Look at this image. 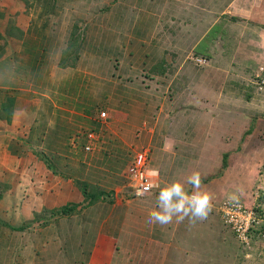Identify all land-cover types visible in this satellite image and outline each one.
Listing matches in <instances>:
<instances>
[{
    "label": "rangeland",
    "instance_id": "374dc122",
    "mask_svg": "<svg viewBox=\"0 0 264 264\" xmlns=\"http://www.w3.org/2000/svg\"><path fill=\"white\" fill-rule=\"evenodd\" d=\"M30 1L25 3L27 12L34 6H41L46 15L55 11L58 26L72 17L75 35L78 42L82 41L75 67L67 69L62 84L55 81L53 86L67 92L59 103L68 109L62 111L64 114H70L69 110L85 113V108L89 113L72 117L70 123H59L65 131L57 132L61 142L50 149V162L58 170L56 177L87 182V193L98 198L94 203L86 202L89 198H83L72 182L74 188L68 198L74 202L80 196L78 202H83L77 212L66 216L56 212L65 204L40 208L39 218L33 219L24 234L19 233L23 236L15 250L0 247V264H90L100 235H116L118 231L123 235L118 237L112 264H163L164 251L159 244L139 240L136 233L142 235L140 230L122 228L124 219L141 217L149 221V211L156 207L154 202L147 203L150 196L146 195L153 190L134 196L126 178L132 157L144 150L148 151V175L160 169L170 173L172 183L183 182L175 178L186 179L198 171L202 176L200 190L212 196L213 210L206 220L184 228L173 221L159 229L164 237L176 224L173 234L185 240L183 248L189 247V253L192 250L196 255L194 264H264V92L249 87L250 74L238 69H230L224 77L213 60L214 52L207 48V38L196 42L193 53L191 46L186 47L196 37L183 32L179 35L177 24L182 27L178 20L199 23L195 30L199 28L200 35L212 27L206 25L201 8L198 18L196 10H190L195 0H52L42 5ZM216 1L215 11H219L223 0ZM171 16L180 18L173 20ZM256 22L264 28V13H259ZM165 43L167 52L161 51ZM50 60L57 62L55 55ZM48 66L46 73L57 70ZM193 71L198 74L190 75ZM240 75H244L241 78L245 84L234 87ZM169 78L174 79L172 84ZM188 79L198 83L199 98L208 99L207 104L215 103L208 107L209 115L196 114L208 105L190 99L187 91L178 99L176 94ZM218 89H225L227 96L231 94V104H225L222 95L219 102L214 100ZM102 111L107 118L100 120ZM92 128H96V138L91 149L85 150L82 135ZM186 138L189 142L178 146ZM223 153H227L224 164ZM185 189L194 191L187 184ZM233 196L235 200L230 199ZM134 197V206L108 209L115 201L130 204L129 199ZM66 198L61 194L53 201L61 203ZM246 224L248 229L243 232ZM22 248L24 255L20 254ZM175 255L180 260L179 252Z\"/></svg>",
    "mask_w": 264,
    "mask_h": 264
},
{
    "label": "crops",
    "instance_id": "0c3cea01",
    "mask_svg": "<svg viewBox=\"0 0 264 264\" xmlns=\"http://www.w3.org/2000/svg\"><path fill=\"white\" fill-rule=\"evenodd\" d=\"M77 1L81 2L82 0ZM26 2L27 0H0V191L2 193L0 219L14 226L33 220L35 213L40 212V208L57 207L67 204V202L72 203L68 194L74 188V181L71 178L63 180L61 177H56L58 170L50 162V157H53V152L50 149L61 142V140H57L61 136L57 132L65 131L59 123L63 121L70 123L72 117L86 116L89 113L85 108V113L69 110L70 114H64L62 111L68 109L65 108L66 105L59 103H62L60 98L67 96V92L53 86L57 84L55 81L62 84L66 80L64 76L69 72L67 69L72 68L60 66L59 60L61 52L69 42L71 28L74 25L73 18L63 19L58 26V23L54 21L59 18L57 12L53 11L46 15L41 6H34L27 12ZM30 2L42 5L49 4L52 0H32ZM220 3L222 7H219V11H215L216 0H195L194 4L189 5L193 13L196 10L197 18L202 9L206 25L212 26L208 32L200 35L199 28L198 32L195 30V26L199 27V23L196 25V21L193 23L191 20L187 24L178 20L182 28H179L177 24L176 29H179L177 30L180 32L179 35L183 32L187 36L196 37L190 44H185L186 47L191 46L192 53L196 48V42L207 38V48L214 52L216 57L213 60L218 68H222L221 73L224 77L228 75L227 71L232 68L251 76L258 64L264 62V28L256 22L259 13H264V0H223ZM170 18L174 20V18L180 17L171 16ZM185 26H187L186 29H184ZM184 41L186 42L185 37L183 43ZM163 47H161V51L167 52L169 47L166 43ZM51 55H55L56 63L50 60ZM49 64L57 69L54 73L49 74L44 71L49 67ZM188 70L191 72V69ZM182 73L183 71L180 75ZM197 74L193 71L190 75ZM55 75L56 78H54ZM241 76L244 77V75H240L239 78H236L234 87L245 84ZM169 79V84H172L174 79ZM183 84L184 88L176 94L178 99H181L183 91H187L189 93L187 96L190 99L195 98L198 104L204 106L208 103V99L205 100V97L199 98L198 83L194 79L185 80ZM188 84L193 86L187 87ZM205 88L207 89V87ZM231 90L229 93H232ZM217 91L214 100L219 102V99H222L220 95H222L226 98L225 104L226 102L231 104V101L228 100L231 94L227 96L225 89ZM213 104L215 103L207 104L208 106H204L196 114L205 112L209 115L208 107ZM217 104L221 105V103ZM80 109L84 110V108ZM185 114L188 115V112ZM65 115H67V119ZM219 115H223V113ZM180 142L178 146H183L182 142L188 143L189 141L186 138ZM187 146L194 147V144H187ZM48 151L51 152L48 154ZM153 170L158 171L159 175L153 176L149 173L154 186L151 189L153 191L150 190L152 194L146 195L149 191L145 193L146 196H150L147 199L148 204L156 203L160 189L170 184V173L162 172L160 169ZM175 179L185 180L183 176ZM61 194L67 197L66 201L61 203L53 201L54 197ZM80 199V196H76L73 201L77 202ZM129 200H132L129 201L130 204L115 201L108 209L113 211L121 206H134L137 202L136 197ZM146 221L147 219L141 220V217L124 219L122 228L140 230L145 235L136 233L139 240H145L148 243L153 241L159 244L164 251L161 263L194 264L196 255L192 250L189 253V247L183 248V244H186L185 240H179L176 238V233L173 234L176 224L171 225L170 235L164 237L163 231L161 232L159 229L165 228V226ZM102 223L104 227L105 216ZM179 225L184 228L194 224H191L186 218ZM145 227L146 229H144ZM29 228L30 226L26 229ZM26 229L15 231L4 228L0 235V247L8 246V249L12 250L17 248L21 243L20 238L23 236L19 233L24 234ZM155 229L158 233L154 234ZM112 234L114 235L112 232H105L97 239L91 255L93 260L90 264L113 263L118 237L123 235V231H118L114 235L115 237ZM128 239L131 241L130 237ZM175 252H179L181 255L180 260L176 258ZM20 254H23V248L20 250ZM142 259L144 260V258Z\"/></svg>",
    "mask_w": 264,
    "mask_h": 264
},
{
    "label": "clouds",
    "instance_id": "9594fccd",
    "mask_svg": "<svg viewBox=\"0 0 264 264\" xmlns=\"http://www.w3.org/2000/svg\"><path fill=\"white\" fill-rule=\"evenodd\" d=\"M151 174L159 175L156 170H153ZM126 178L128 179V176ZM185 184L190 185L194 191L191 193L186 191ZM153 186L152 183V188ZM201 186L202 176L198 171H194L183 182L173 181L161 188L156 198V207L149 212V223L165 226L171 224L174 218L177 222H182L187 218L191 224L206 220L213 210L212 196L201 191ZM130 188L132 189V187ZM132 194L134 196L145 195L143 192L135 194L133 189ZM230 199L235 200V197Z\"/></svg>",
    "mask_w": 264,
    "mask_h": 264
},
{
    "label": "trees",
    "instance_id": "16d2710c",
    "mask_svg": "<svg viewBox=\"0 0 264 264\" xmlns=\"http://www.w3.org/2000/svg\"><path fill=\"white\" fill-rule=\"evenodd\" d=\"M74 27V26H73ZM72 27V28H73ZM76 27H74V29L71 30L70 36H69V42L67 43L65 49L61 52V57L59 60V64L60 66L66 67H75V63H76V59L78 57L79 54V46L82 45V41L78 42V35H75V30ZM96 124V126L98 125L97 123L94 122V125ZM88 132H96V128H92L91 130H87L84 131L83 135H82V139H83V146L86 142V133ZM227 158V153H223L222 155V160H223V164L225 163L224 161ZM75 185L81 190V192L84 194L83 198L88 197L89 199L86 202L89 203H94V201L97 200L98 196L96 194H88L87 193V188H88V184L87 182L81 181L80 179H76L75 181ZM2 193L0 191V197H1ZM84 202V203H86ZM81 204H83V202H72V203H67L65 205H63V207H61L60 210H57L56 212H60L62 213V215L66 216V215H72L75 212H77L76 210H78V207L81 206ZM38 213H35L34 218L33 219H38ZM33 220H29L21 225L18 226H14L11 225L10 223L0 219V235L2 234V231L4 228H9L10 230H15V231H22L26 228H28L29 226H31ZM15 250V249H14ZM18 250V249H17ZM19 251V250H18ZM19 264H23V263H19Z\"/></svg>",
    "mask_w": 264,
    "mask_h": 264
},
{
    "label": "built area",
    "instance_id": "2783aa9c",
    "mask_svg": "<svg viewBox=\"0 0 264 264\" xmlns=\"http://www.w3.org/2000/svg\"><path fill=\"white\" fill-rule=\"evenodd\" d=\"M250 87H252V89L254 88L257 92H264V65L257 66L252 72ZM104 118H107V115L105 111H102L99 114V119L101 120ZM94 138H96L95 133H86L87 140L83 146L85 150L91 149V142L94 140ZM147 153V150L135 153L132 157L131 164L127 168L129 186L132 187L135 194L138 192H143V194H145L152 188V183L147 174V170L145 169V165L147 164ZM225 211L228 212L227 210ZM243 227V232H245L246 229H248V224L244 225Z\"/></svg>",
    "mask_w": 264,
    "mask_h": 264
}]
</instances>
